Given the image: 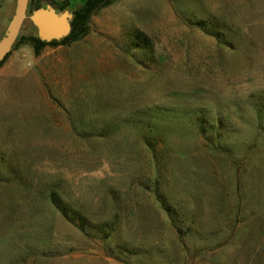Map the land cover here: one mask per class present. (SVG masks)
<instances>
[{"label":"rangeland","instance_id":"1","mask_svg":"<svg viewBox=\"0 0 264 264\" xmlns=\"http://www.w3.org/2000/svg\"><path fill=\"white\" fill-rule=\"evenodd\" d=\"M0 264H264V0H113L14 49Z\"/></svg>","mask_w":264,"mask_h":264},{"label":"water","instance_id":"2","mask_svg":"<svg viewBox=\"0 0 264 264\" xmlns=\"http://www.w3.org/2000/svg\"><path fill=\"white\" fill-rule=\"evenodd\" d=\"M29 1L16 0L14 14L0 38V63L11 52L26 19L33 22L37 27L38 36L45 41L60 40L71 32L74 17L71 10L57 11L52 3H48L28 14Z\"/></svg>","mask_w":264,"mask_h":264},{"label":"trees","instance_id":"3","mask_svg":"<svg viewBox=\"0 0 264 264\" xmlns=\"http://www.w3.org/2000/svg\"><path fill=\"white\" fill-rule=\"evenodd\" d=\"M112 2L113 0H30L28 14H31L37 8L45 7L48 3H52L57 11L71 10L74 14L71 32L60 40L45 41L38 36L37 27L32 23L33 31L24 33L21 30L11 52L21 44H30L38 55L47 45L71 44L80 40L88 34L90 18ZM28 20L32 22L30 19ZM11 52L0 63V66L6 61ZM62 209L66 212L64 208Z\"/></svg>","mask_w":264,"mask_h":264}]
</instances>
